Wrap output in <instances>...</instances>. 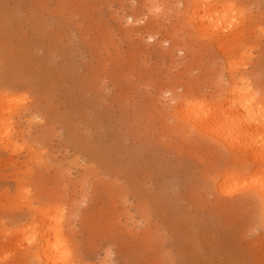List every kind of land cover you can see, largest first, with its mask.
I'll use <instances>...</instances> for the list:
<instances>
[{"label": "rangeland", "instance_id": "374dc122", "mask_svg": "<svg viewBox=\"0 0 264 264\" xmlns=\"http://www.w3.org/2000/svg\"><path fill=\"white\" fill-rule=\"evenodd\" d=\"M233 1L244 16L231 27L244 34L223 55L186 34L185 0H0V70L12 84L0 91L24 101L11 120L21 142L0 148V264L25 262L15 237L29 201L64 207L78 264H264L258 203L242 183L217 188L228 151L173 109L177 95L230 85L228 58L243 63L238 81L264 91V0Z\"/></svg>", "mask_w": 264, "mask_h": 264}, {"label": "bare ground", "instance_id": "6f19581e", "mask_svg": "<svg viewBox=\"0 0 264 264\" xmlns=\"http://www.w3.org/2000/svg\"><path fill=\"white\" fill-rule=\"evenodd\" d=\"M152 1H154V0H152ZM142 4L144 5V3H142ZM159 4H161V3H159ZM172 4H174V3H172ZM184 4H185V10H184L185 20H187V22L190 25H192V27H193V28L188 27V29H186V30H190V31H186V34H189L192 29L193 30L195 29V31L197 33H199V35H201L204 39H206L208 41L207 45H209V47L210 46H213V47L216 46L215 49L216 50L220 49L223 52V55L230 53L237 48V45L234 43V41H239L241 38L240 34H242L243 32H241V30H239V29H238L239 31H237V29H236V32H234L232 30V27H233L232 22L230 21L232 18H235V16L238 14L243 15V11H242V9L239 8V6H237L238 5L237 3H235L233 0H185ZM169 5H170V2H169ZM241 6H243V5L241 4ZM154 8L158 9L159 5L158 6L155 5ZM171 8H174V7L172 6ZM142 9H143V6H142ZM153 11H155V9H153ZM156 11L162 12L159 9ZM176 11L178 12V10H176ZM176 11H175V13H176ZM180 11H181V9H180ZM148 12H152V10L148 11ZM163 12H165V11H163ZM173 12H174V10H173ZM156 14H158V13H156ZM132 15H134V14H132ZM158 18L159 17H157V19ZM242 19L244 20V18H242ZM152 20H153V18H152ZM83 21H84V19H83ZM241 23H243V21ZM151 29H148V30H151ZM182 29H184V28H182ZM231 30L233 32L230 33ZM178 31H180V30H178ZM163 33H165V32H163ZM126 36H128V35H126ZM182 36H184V33H182ZM125 39H126V37H125ZM170 39H173V38L170 37ZM180 39H181V36H180ZM155 40H156V38H155ZM165 40H167V39H165ZM246 40H248V39L246 38ZM173 41H174V43H176L175 42L176 37H175V39H173ZM242 41L244 42L245 40H242ZM89 43H90V41H89ZM194 44L195 43H193V45ZM169 45H171V44L169 43ZM160 46H161V44H160ZM201 46H203V44ZM207 48H208V46H207ZM172 49H173V47H172ZM177 49H178V47H177ZM247 49H249V48H247ZM169 50H167V51H169ZM218 52H220V51H218ZM168 53H170V52H168ZM243 53H245V52H243ZM188 54H190V53H188ZM245 56H247V54H245ZM108 57H110V56H108ZM240 58H238V60ZM235 60L236 59L233 60L232 58L231 59L228 58L226 61L227 65H225V66H227V67H225V68H227V72L228 71L230 72V76H231V81L229 80L231 83L230 85H227L226 87L222 86L220 89H218L216 91V93H214L212 95L211 98L206 97L207 95H204L203 93L201 94L200 92L196 93V94H183V95L175 96L173 98L174 117L176 118V120H178L182 124L189 126L194 131L202 133L209 140H211L212 142L224 147L226 149L225 151H228L227 154L229 153L230 159H232V168H230L231 170H221L219 172V176H220L219 180H221V183H220V185H218V186L216 185V186L220 191H226L227 192L228 188H232L234 186L237 187V186H239V184L242 183L240 185L241 190L244 189L245 191H247L255 199V201L258 203L259 213L257 216L258 218L256 217V219H258L257 221H259V223L264 228V148H262V147H264V91L260 90L259 89L260 87L257 88L256 86L251 84L252 82H249L248 80H245L244 78H241L239 81H238V79L235 78L237 70H236V67H234V65H238V63L240 62L241 59L239 60V62H237V61L235 62ZM243 61H245V60H243ZM240 63H242V61ZM222 64H224V63H222ZM201 65H202V63H201ZM241 66H243V63ZM129 67H130V65H129ZM208 68H207V70H208ZM218 69H219V67H218ZM220 70H221V68H220ZM6 72H8V71H6ZM210 72H212V71H210ZM219 73H221V72H219ZM219 73H218V75H219ZM192 75H193V73H192ZM210 75L213 76V74H210ZM183 78H185V77H183ZM8 79H9L8 75L3 70H0V88L8 89L7 88L8 86H12L11 83H6V81H8ZM207 80H209V78H207ZM223 84H225V83H223ZM223 84H221V85H223ZM172 86L173 85L171 84V87ZM0 90H2V89H0ZM214 90H216V89H214ZM202 91H204V89ZM98 92H100V91H98ZM25 95H26V93H25ZM22 97L23 96L19 97L18 95L14 94L12 92L6 93V92L0 91V148H2V149L14 150V147L18 145L16 143V139L20 140V138L15 139L13 137V133H15V132L13 130L14 128H12L14 125L13 124H12L13 126L11 125V120L14 117V116H12V114H14L16 111H18L16 109L18 107H20V106H18L19 105L18 103H20V105H22L21 103H23V106H24V101L21 102V100H20ZM25 112H27V110H25ZM33 112H35V111H33ZM37 112L38 111L36 110V113ZM27 117L29 118V116H27ZM37 119L38 118H36V120ZM13 120H14V118H13ZM29 120H30V118H29ZM33 120H34V117H33ZM35 121H32V122H35ZM32 122H30V124ZM28 123H29V121H28ZM17 124H19V123H17ZM16 126H18V125H16ZM33 129H35V128H33ZM18 131H19V129H18ZM21 134H23V133H21ZM39 136L41 137V135H39ZM29 140H28V143H29ZM20 142H21V140H20ZM30 143H32V140H30ZM197 143H199V142H197ZM27 149H29V148H27ZM34 149H36V148H34ZM218 149H219V147H218ZM18 150H17V152H18ZM31 152H33V151H31ZM36 152H37V150H36ZM76 155H78V154H76ZM44 157H46V156L44 155ZM79 157H81V155ZM79 157H78V159H79ZM69 158H71V157H69ZM225 158H226V156H225ZM80 163H81V161H80ZM216 163H217V161H216ZM65 164H67V163H65ZM238 170H241V172H239ZM250 171L252 173L249 174L247 176V178L246 177L244 178L243 176L247 175ZM18 183L20 184V180ZM19 189L22 190V191H20L22 194L24 192V188L22 186H19ZM219 190H217V191H219ZM231 190H236V188L231 189ZM238 190L239 189H237V191ZM61 192H63V191L61 190ZM226 192H223L222 195ZM58 193H59V191H58ZM165 196H166V194H165ZM243 197H244V195H243ZM248 198H250V196ZM44 201H45V198H44ZM45 202H47V200ZM51 202L44 203L43 205H39L37 207L33 205V201H29L28 203L24 202L26 205H24V203H23L24 207L26 206L25 208H27V210H28L27 212L29 213V215H28L26 222L22 223L21 229L18 230V235L15 237V244H16L17 248L19 249V251H21V256L25 257L24 264H78L75 252L71 247L72 245H71L70 239L68 237L69 233L71 231V226L69 225V223L66 222V216L65 215H67V214L64 211V207L61 204L51 203ZM255 207H256V205H255ZM74 239H75V237H74ZM73 243H75V241ZM73 246L75 247L77 245H73ZM139 248L140 247H138V249ZM22 258H20V260H22Z\"/></svg>", "mask_w": 264, "mask_h": 264}]
</instances>
